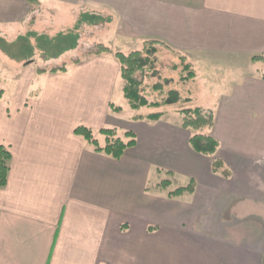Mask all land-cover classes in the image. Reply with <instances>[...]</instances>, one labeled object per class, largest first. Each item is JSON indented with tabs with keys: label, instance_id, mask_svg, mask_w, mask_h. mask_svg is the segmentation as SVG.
<instances>
[{
	"label": "crops",
	"instance_id": "1",
	"mask_svg": "<svg viewBox=\"0 0 264 264\" xmlns=\"http://www.w3.org/2000/svg\"><path fill=\"white\" fill-rule=\"evenodd\" d=\"M82 30L113 52L152 42L174 62L185 57L194 77L184 85L204 86L202 102L186 100L213 112L206 135L219 150L195 152L182 116H124L131 107L113 55L75 57L52 72L36 69V49L31 63L0 50L14 80L0 86V145L12 154L0 264H264V59H255L264 57V0H0L8 43L76 35L64 61L81 54ZM79 126L101 145L102 129L132 132L136 145L115 160L77 136ZM160 175L183 184L151 186Z\"/></svg>",
	"mask_w": 264,
	"mask_h": 264
},
{
	"label": "trees",
	"instance_id": "2",
	"mask_svg": "<svg viewBox=\"0 0 264 264\" xmlns=\"http://www.w3.org/2000/svg\"><path fill=\"white\" fill-rule=\"evenodd\" d=\"M32 1V0H30ZM84 18V17H83ZM92 19H97L93 18ZM78 37L73 34L59 35L55 38H49L47 36H36V47L29 44V37H21L15 43H8L4 39L0 38V50L9 56L11 59L31 63L34 58V50L42 53L45 60L57 59L64 52L72 50L77 46ZM159 53V48L156 43H145V47L142 51H134L129 54L122 52H113L110 48L104 45H98L95 52H90L89 55H101L110 54L113 55L121 66V76L125 81L124 97L128 101L129 106L134 111H140L142 108L159 109L166 106H171L179 103L182 97L178 91H169L168 97L161 103L150 102L140 91L141 82L139 81L137 74L144 72L147 68L154 65L153 59ZM178 56V55H177ZM180 60L185 64L186 58L179 55ZM255 59L263 60L264 57H255ZM77 63V62H76ZM66 68L55 69L52 72L65 71ZM184 70L189 72L188 76L184 80H191L194 77V72L190 69L189 65L184 66ZM158 90H162V85H157ZM114 112L120 113V108L112 107ZM182 127L186 130L192 131L190 138L191 148L207 157H213L219 150L220 143L212 136L206 135L207 131H210L215 126V117L212 111H208L202 108L184 109L181 112ZM165 112H153L147 116H137L136 120H150L158 121ZM105 137L104 145H101L95 137V132L87 127L79 126L75 129V134L82 137L87 142L95 147V150L100 153H104L107 156L115 160H120L129 148L136 145V136L132 132H126L120 136L116 129H102L98 132ZM125 139L127 141H125ZM11 152L4 146L0 145V190L5 188L8 183L9 173L11 170ZM223 167V163L220 160L213 162V172L217 173ZM169 182H164L162 187L167 188ZM193 187L180 188L175 192L169 194L170 197L180 194L183 191H192Z\"/></svg>",
	"mask_w": 264,
	"mask_h": 264
},
{
	"label": "rangeland",
	"instance_id": "3",
	"mask_svg": "<svg viewBox=\"0 0 264 264\" xmlns=\"http://www.w3.org/2000/svg\"><path fill=\"white\" fill-rule=\"evenodd\" d=\"M83 31V40H81V45L79 52L75 54H71L66 60L63 61V57L54 61L45 62L42 53L37 52L35 55V67L36 69H56L59 67H63L66 64H71L74 60L81 59L83 60L87 57L90 52H95L97 50V46L99 44H91L93 39H91L89 35L90 30H82ZM2 38V37H0ZM3 39V38H2ZM125 50V49H124ZM79 55V56H77ZM178 58V57H176ZM154 65L147 68L143 73L140 72L137 74L139 81L141 82L140 91L141 93L150 101V102H163L167 97L169 91L175 90L178 91L182 97V100L172 106L162 107L159 109H148L142 108L140 111L131 110L129 107L124 108V116H129L130 114L135 116H147L153 112H167V115L170 119L179 120L181 118V111L184 109H194L196 105V101L202 102L203 96L198 92L204 90V86L202 83L198 84H189L188 86L184 85V82L189 80H184L189 72L184 70V66L187 65L182 63L179 58V62H174L172 56L165 52V50H161L154 58ZM6 68L3 64L0 63V86L11 90L13 87L14 80L7 79L6 76ZM5 74V75H4ZM174 82V84H172ZM157 85H162V90H158L156 88ZM190 94L194 96L193 103L188 102L186 99L189 98ZM197 101V102H198ZM167 180L173 186V188H178L182 186L183 182L180 180L173 179L171 177H167V175L154 176V178L150 179L151 186L158 182V180ZM165 181V182H167Z\"/></svg>",
	"mask_w": 264,
	"mask_h": 264
}]
</instances>
